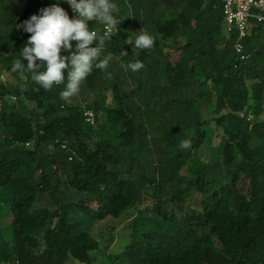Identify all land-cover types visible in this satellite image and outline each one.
Here are the masks:
<instances>
[{"label": "trees", "instance_id": "trees-1", "mask_svg": "<svg viewBox=\"0 0 264 264\" xmlns=\"http://www.w3.org/2000/svg\"><path fill=\"white\" fill-rule=\"evenodd\" d=\"M113 2L122 20L118 33L106 37L102 23L89 22L105 38L100 59H112L107 70L93 66L84 81L94 98L83 104L78 95L74 102L61 98L64 85L42 89L26 60L25 72L12 71L30 36L17 25L55 0H0V77L9 72L17 79L13 86L0 82V191L13 194L7 205L0 203V264H97L104 243L92 226L118 223L147 197V211L156 217L137 216L122 253L105 251L108 262L99 264H264L263 27L251 30L243 42L248 58L239 61L236 34L224 52L217 48L225 30L222 0ZM60 6L71 18L67 4ZM125 14L155 37L153 48L133 54ZM71 43L61 53L69 64L78 42ZM173 51L179 54L174 63ZM137 60L144 68L128 72ZM69 71L63 70L65 80ZM247 79L256 83L251 90ZM213 89L230 109L217 120H227L228 141L215 162L191 170L187 164L207 138L201 102L213 101ZM86 111L94 113L95 125ZM185 139L192 144L187 150L180 148ZM240 182L247 183L245 193ZM194 195L197 207L178 217L177 208ZM107 242L105 250L114 240Z\"/></svg>", "mask_w": 264, "mask_h": 264}, {"label": "clouds", "instance_id": "clouds-1", "mask_svg": "<svg viewBox=\"0 0 264 264\" xmlns=\"http://www.w3.org/2000/svg\"><path fill=\"white\" fill-rule=\"evenodd\" d=\"M67 3L75 16L69 17L68 12L61 7ZM119 8L113 0H55V3L40 9L39 14L32 15L17 29H22L30 34L19 53L20 59L15 61L12 71L25 72L23 60L27 61L26 71L31 73V79L42 89L51 90L54 86L64 85L60 92L61 98L67 100L80 92L81 82L92 72L93 66L97 69L107 70L109 61L112 59L109 54L100 59L105 38L96 31L90 30L89 22L102 23L105 27V36L109 37L120 31L122 20L119 18ZM132 42L133 54L137 50H148L154 47L155 37L139 32ZM71 41H77L76 52L69 57L63 56L62 50H71ZM99 41L97 47H90L94 42ZM121 57L128 56L127 51H121ZM46 63L41 64L44 70L40 71L37 60ZM99 60V63L96 61ZM70 71L65 80L63 70ZM127 68L132 72H138L144 68L142 61L129 63ZM65 81L67 83L65 84ZM191 140L185 139L180 142V148H191Z\"/></svg>", "mask_w": 264, "mask_h": 264}, {"label": "rangeland", "instance_id": "rangeland-1", "mask_svg": "<svg viewBox=\"0 0 264 264\" xmlns=\"http://www.w3.org/2000/svg\"><path fill=\"white\" fill-rule=\"evenodd\" d=\"M125 24H126V32L131 34L132 36L139 35L140 31H142L141 28L136 27L133 23V20L131 19L129 14H125ZM187 41L186 35H184L180 40L179 43L185 44ZM227 45V37H226V31L223 30L220 36L219 43L217 44V48L220 51L224 52V49ZM179 54L176 51H173L170 56L171 62H175L178 60ZM128 72H132L130 69H126ZM22 80V79H21ZM0 82L2 84L7 85H16L17 79L9 72H3L0 77ZM256 82H260L259 80ZM247 87L251 90V88L256 84L254 81L247 79L246 81ZM127 85L130 87H133L135 84L132 80H129L127 82ZM209 86L211 87L212 84L210 83ZM214 90V98L213 101L210 104H207L205 101L201 102L200 112L202 113V116L205 118V122L203 125V129L207 132V138L205 141V144L199 149L194 157L190 159V161L187 164V168L193 170L198 165L202 164H208L213 163L217 160V158L220 155V151L222 147L227 143L228 141V135L226 134V128L228 127L227 120H223V122L219 123L217 120L222 117H228L230 115V109L227 105V102L225 98L222 96V93L219 90ZM252 95V91L250 96ZM94 98L92 92L90 90H87L85 87V81L81 82L80 85V92L78 93V101L83 102H89ZM65 100V99H64ZM12 103L16 101L15 98L10 99ZM66 101H73V99H67ZM250 103L253 104L252 97L250 98ZM24 104L28 105L29 107L32 106L31 103H29L27 100H24ZM259 119H264V115L261 116ZM183 174H186L184 172ZM239 190L242 192H246L247 189V183L240 182L238 184ZM64 189V186L62 185L61 190ZM13 197L12 192L10 191H0V203L1 205H7L9 200ZM199 200L198 196L193 197V200H188L184 203H182L181 208H177L176 213L178 214V217H181L184 211H186L189 207H197ZM152 207V200L150 197H147L145 200V203L143 206H139L135 209H132L128 212L126 216H123L120 221L117 223L113 219H107L103 222H98L92 226L91 234L94 238H96L99 242H102L101 246V253L107 252L111 255H118L122 253L124 248L129 244L130 242V236H131V225L133 220L137 216H141V214H146L150 217H156L154 214L148 212L147 210H150ZM2 218L4 221V225H7L10 222V215L2 211ZM113 239V245L108 249L106 246H108V240ZM101 253H98L97 255V264L101 262H106L107 259L103 258L101 256ZM108 262V261H107ZM70 264H77L75 261H71Z\"/></svg>", "mask_w": 264, "mask_h": 264}, {"label": "built area", "instance_id": "built-area-1", "mask_svg": "<svg viewBox=\"0 0 264 264\" xmlns=\"http://www.w3.org/2000/svg\"><path fill=\"white\" fill-rule=\"evenodd\" d=\"M42 4L46 0H39ZM223 16L225 20L226 37L230 38L233 34L237 35L234 44V50L239 61H245L248 56L244 52V40L250 36L254 27L262 26L264 29V0H222ZM67 4V3H66ZM71 18L75 16L71 7L67 4ZM96 31V30H93ZM97 32V31H96ZM105 36V27L103 28ZM94 44V43H93ZM93 46V45H92ZM242 117L244 113L240 114ZM86 121L91 125H95V116L92 111L85 112ZM253 116L248 115V120H252ZM30 146V144H27ZM63 149H68L66 143L62 144ZM72 160V157H69Z\"/></svg>", "mask_w": 264, "mask_h": 264}]
</instances>
